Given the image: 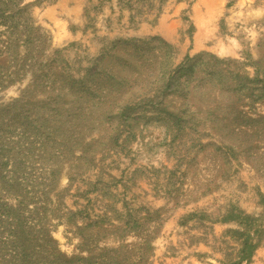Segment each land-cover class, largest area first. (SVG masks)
<instances>
[{
  "label": "rangeland",
  "instance_id": "1",
  "mask_svg": "<svg viewBox=\"0 0 264 264\" xmlns=\"http://www.w3.org/2000/svg\"><path fill=\"white\" fill-rule=\"evenodd\" d=\"M0 264H264V0H0Z\"/></svg>",
  "mask_w": 264,
  "mask_h": 264
}]
</instances>
